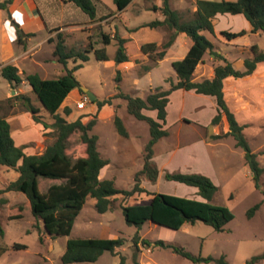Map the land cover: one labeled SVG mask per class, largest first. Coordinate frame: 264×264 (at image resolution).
<instances>
[{"label":"rangeland","instance_id":"374dc122","mask_svg":"<svg viewBox=\"0 0 264 264\" xmlns=\"http://www.w3.org/2000/svg\"><path fill=\"white\" fill-rule=\"evenodd\" d=\"M101 1L111 8H116L113 0ZM165 1L136 0L134 6L124 14L121 20L107 23L105 30L102 25L92 30L86 27L83 36L77 35L70 39L69 49L81 52L89 49L90 45L96 48L98 42L103 44L104 33L113 36L120 34L122 29L127 35L126 26L135 27L134 31L128 30L134 40L127 42L128 55L136 59L134 64L119 68L115 62L118 46L113 40L107 46L110 61H98L92 53L90 61L75 71L81 89L73 91L60 108V113L64 116L66 107L72 109L71 115L67 117L70 122L80 118L85 124L92 120L96 121L90 135L99 137V151L104 158L110 160V164L102 171L100 178L114 179L116 186L121 190L130 191L134 188L135 176L143 167L145 147L151 135L149 126L129 114L127 101L118 98L117 95L124 93L145 99L157 88L170 89L172 83L178 82L172 64L174 61L183 59L186 49L190 47L184 46L181 42L178 43V48L172 49L169 58L162 64L155 63L139 50L138 44L156 42L161 48L167 41L169 32L165 28L142 29L153 21L164 19L161 8ZM168 2L173 9L180 11L185 19L193 18L196 0H168ZM235 23V28L241 26L238 20ZM87 36L89 40L86 39ZM187 39V42L192 44V39ZM247 40L242 38L240 41ZM251 40L256 41L264 51V35L262 38L252 37ZM225 47L221 44L215 46V48L234 52V55L229 53L232 62L237 59H248L250 56V52L241 47H228V49ZM43 56L44 64L36 69L43 79H55L67 73L62 64L53 63L55 57L50 55L47 48ZM206 59L211 61L210 53L206 54ZM82 63L78 61V64ZM68 67L73 69L74 61L71 60ZM147 67L152 68L149 71H152L151 73L146 72ZM200 69L195 74V80L199 77ZM119 70L122 74L120 90L117 82ZM240 70H244V67H240ZM255 77L259 80L258 83L241 81L236 85L237 88L242 89L241 94L244 97L242 102L232 97L230 86L226 100L231 110L241 108L243 105V108L237 111L240 113L236 117L240 124L246 125V137L252 150L259 155V160L264 167V63L259 64ZM232 80L235 81V79ZM87 91L96 96L95 101H91ZM87 96L89 102L86 107L78 108V103L85 101ZM24 97L30 99V102L40 109L38 115L42 121L50 125L53 123L51 115L42 107L30 85L25 81L14 88L2 77L0 70V116L11 123L13 137L18 146L24 147L29 155H41L55 141L56 134L52 129H46L43 124L34 120L32 113L25 107ZM105 99H112V104L99 109L96 101ZM170 100L165 127L169 136L155 146L154 159L161 168L165 169H161L162 173H159L156 182H151L143 176L141 186L148 193H164L199 199L197 188L178 182H169L165 179V174L167 172L204 174L199 169L209 171L210 176H206L219 187L212 203L228 207L235 215V219L227 225L224 232H217L202 222L195 225L186 224L179 231L147 222L139 231V235L142 240L151 241L152 246L148 247L140 242L137 249L133 244V238L138 229L126 223L122 210L125 206L148 204L147 202L152 198L149 194L137 193L133 196L120 194L112 198L113 208L105 214L98 213L95 206L96 200L88 198L71 235L52 239L46 234L43 222L33 216L27 196L20 192H9L2 195L8 203L0 208V224L4 231V235L0 234V247L8 249L0 258V264H63L62 256L70 238H124L126 240L125 245L117 249L118 256L105 252L97 264H120V256L125 257V264H134L135 260H141L143 264H195L176 254L172 249L155 246L157 241L182 247L196 256L216 258L226 256L229 264H247L251 258L263 255L264 185L261 191L256 189L252 172L246 163L245 152L237 147L233 137L219 141L211 139L214 130L218 134L229 131L226 120L218 125L206 127L211 124L217 114L216 99L194 91L178 90L171 95ZM245 104L246 108H244ZM153 115L156 116L155 112H152ZM116 116L123 119L130 133L129 138L119 135L114 124ZM180 119H182L181 122ZM86 150L87 146L81 139V132H75L68 142V155L76 161L87 155ZM18 178V172L0 165V189H5L10 182ZM62 182V180L40 178V191L46 193L50 186ZM256 204H260V208L250 219L248 212ZM19 214L22 215L21 219L12 220V217ZM15 244L26 245L27 249H15L13 247ZM257 264H264V260Z\"/></svg>","mask_w":264,"mask_h":264},{"label":"trees","instance_id":"16d2710c","mask_svg":"<svg viewBox=\"0 0 264 264\" xmlns=\"http://www.w3.org/2000/svg\"><path fill=\"white\" fill-rule=\"evenodd\" d=\"M66 3L74 4L81 9L92 21H95L98 14L100 0H64ZM134 0H113L117 10L122 12ZM14 0H5L0 3V9L8 10ZM197 10L193 18L187 20L182 13L173 9L168 0L161 8L164 20H156L142 28L152 29L165 28L168 32V39L162 47L156 42H150L141 46V52L148 56L155 63L166 58L168 50L174 45L180 34H186L193 41V45L188 53L181 60L174 61L172 66L177 75L178 82L172 83L170 89L163 87L157 88L145 99L134 97L124 93H118V98L127 101L129 114L138 121L145 122L150 129V141L145 147L143 168L135 176V186L132 190H121L116 186L114 179H101L102 171L110 164V160L103 157L98 148L99 137L90 135L96 125L92 120L85 124L82 119L70 122L67 117L72 113L71 108H65L64 114L60 113V108L68 96L76 89H81V84L75 76V71L81 69L84 63L90 61V55L95 54L98 61H110L107 53V46L113 40L117 42L118 51L115 62L120 65L132 61L127 53V39L116 34L114 38L104 33V47L94 49L90 45L89 49L75 52L69 49L63 35H58L57 39H50L49 42L55 43L54 56L66 70V74L55 79H43L39 74L21 75L20 69L8 64L1 68L2 77L14 88L27 82L33 92L37 95L42 107L51 115L53 123L50 125L42 121L38 115L40 109L36 108L30 99L24 97L25 107L32 113L36 122L50 128L56 134L55 141L49 145L41 155H29L25 148L18 146L13 137L11 123L0 116V165L13 169L19 173V178L10 182L5 189H0V208L8 203L2 197L9 192H20L27 196L33 216L43 222L44 230L52 239L60 236H70L77 218L80 216L88 198L96 200V210L100 214L109 212L112 206V198L122 194L133 196L137 193H146L152 196L150 203L138 204L123 207V214L126 223L138 229L133 238V244L138 249L139 243L151 247L152 242L141 239L139 231L147 222L164 228L179 231L186 224L195 225L202 222L211 226L217 232H224L229 223L235 219L234 213L226 206L214 205V197L219 191V187L206 175L201 173H182L167 172L165 179L169 182H178L190 187L197 188V195L203 200L195 198L179 197L164 193H148L141 186V178L145 176L149 181L156 182L159 178V168L155 158V146L169 132L165 129L168 118V105L171 102V95L178 90L194 91L197 94L211 96L216 99L218 114L213 118L211 125H218L223 116L227 118L229 131L225 134L212 135L213 141H219L227 137H233L236 145L245 152L246 163L252 172V178L257 190H262L264 185V167L262 166L259 155L255 153L246 137V125L240 124L235 113L230 109L225 93V81L227 79H243L254 75L258 66L264 63V51L258 45L251 47L252 58L245 59L244 70H239L235 65L226 59L222 54L215 51L214 43L208 39L204 33L208 32L215 36V19L218 14H242L252 26L251 33L264 34V0H237V1H213L197 0ZM155 10L157 8L155 7ZM246 30L240 32L222 31L221 35L228 41L247 35ZM24 34L18 31V44L25 43ZM30 36V35H27ZM207 53L214 56L218 65L214 69L212 79L195 80V72L198 66L204 62ZM76 64L73 69H69L70 61ZM82 64H78V61ZM152 68L147 67L146 72ZM25 76V77H24ZM122 74L119 70L117 75L118 89ZM98 108L102 109L105 105H111L112 99L96 101ZM144 110L156 111L157 118L144 114ZM192 122V121H189ZM114 124L119 135L129 138L130 133L120 116H116ZM77 131L81 132V139L87 146V155L73 161L67 153L70 137ZM40 178L62 180L61 184H54L49 187L46 193H42L39 187ZM260 204L254 205L248 212L251 219L259 210ZM22 215L12 217V220L21 219ZM0 234L4 231L0 224ZM126 243L124 238H70L66 245V251L62 256L63 264H92L110 252L118 256L117 249ZM155 246H162L172 249L176 254L191 260L195 264H229L226 256L216 258L214 256H196L182 247L168 245L163 241H157ZM15 249H27L26 245L15 244ZM8 251L6 247H0V258ZM137 257V256H136ZM120 264H125V257L120 256ZM264 260V254L251 258L247 264H257ZM134 264H140L135 260Z\"/></svg>","mask_w":264,"mask_h":264},{"label":"crops","instance_id":"0c3cea01","mask_svg":"<svg viewBox=\"0 0 264 264\" xmlns=\"http://www.w3.org/2000/svg\"><path fill=\"white\" fill-rule=\"evenodd\" d=\"M3 1L5 0H0V3ZM213 1H222V0H213ZM228 1H237V0H228ZM135 2L136 0H134L127 7L126 10L119 12L117 10V7L111 8L103 4L104 2L101 1L98 7L97 18L95 19V21H92L81 9L76 7L74 4L66 3L64 0H14V2L9 6L8 10L0 9V14H1L0 70L5 65L13 64L20 69V74L22 76L28 75V74H34V73L38 74L36 69L39 66H42L45 62V58L43 55L45 53L46 48L47 50H49L50 55L54 56V47H55L56 42L50 43L49 42L50 39L56 40L58 35L61 34L63 35L66 41V45L68 46V48H70V45H69L70 39L77 35L83 36L86 32L85 31L86 27L92 30L95 27L102 25L104 26V30H105V27L108 25L107 23H110V22L115 23L116 21L121 20L124 14L134 6ZM196 10H197V7L195 5L193 8V14L194 12H196ZM17 11L22 13V16L16 17L14 14ZM102 18H105V19H102ZM237 20L238 22L241 23V26L238 28H235V25H236L235 21ZM214 23H215V36H213L212 34L208 32H205L204 35L208 39H210L214 43L215 46L216 45L218 46L219 44L225 45L226 46L225 49H228V47L238 46L250 52L249 58L253 57V54L251 52V47L253 45L259 46V44L256 41L251 40V38L252 37L262 38L264 34L251 33L252 26L249 23V21L245 18L244 15L242 14H239V15L218 14L216 16ZM145 28H148V27H145ZM125 29L127 31V35L123 33L122 29H120L119 35L122 38L127 39V42L128 40H134L133 35L128 30L131 29V31L132 30L134 31L135 27L126 26ZM225 30L230 31V32H240L242 30H246L248 34L243 37L237 38L233 41H228L221 35V32ZM18 31H22L24 34H26V36L24 37L25 43L23 45L18 44ZM27 35H30V36H27ZM114 36L115 35L111 37L114 38ZM187 38H190V37H188L186 34H180L177 37L174 45L168 50L166 58L160 61L159 63L162 64L163 61L167 60L169 58L171 50L172 49L175 50L176 48H178L179 46L178 43L180 42L183 43L184 46L186 47L190 46L189 47L190 49L191 46L193 45V42L192 44L188 43ZM242 38H246L248 40L240 41ZM86 39L89 40V36H87ZM97 45L98 46L94 49H100L104 47V44L99 43V42ZM142 45L143 44H138L139 50H141ZM189 49L188 48L186 49L187 51L186 54L188 53ZM260 49L263 51L261 47ZM215 51L218 52L219 54H222L226 59L232 62L229 58V56L231 55L229 53H233L234 55L235 54L234 52L228 51V50L227 52L223 48H215ZM130 58L132 61L125 62V63L118 65L119 68L134 64V61L136 59H133L131 56ZM244 61L245 59H237L233 61L232 63L235 65L237 69L240 70V67L242 66L244 67ZM53 63L58 64V59L56 57L53 59ZM216 65H218V61L215 60L213 55H211V61H207L206 56H205L204 62L201 63L196 69L195 74L199 71V68H201L199 77L196 79L198 81H201L204 79H212L214 77V69ZM258 69H259V66H258ZM151 72H148V73H151ZM255 74L252 76L243 78V79H239L240 81H237V80L234 81L232 79H227L225 81L226 95L227 93H229L228 87L230 86V92L233 94L232 97L239 99L242 102V98H244L242 97V94H241L242 89L237 88L236 85L241 83V81L250 82V83L254 81L255 83L256 82L258 83L259 80H257V77H255ZM260 83L262 82L260 81ZM246 106L247 105L245 104L244 108H246ZM242 108H243V105L241 106V108L240 107L237 109L232 108V110L236 114V116H238V113L240 112H237V111L241 110ZM152 112H155L156 116L155 115L152 116ZM144 114L151 116L153 118H157L156 111L144 110ZM217 114H218V108H217ZM182 119H180V122ZM225 120H226V123L228 124L227 118L223 116L222 121H225ZM210 126L211 124L206 127H210ZM227 132L228 131H226V133ZM213 134L218 135V133H216L215 130ZM158 168L160 170V174L162 173L161 169H165V168H161L159 164H158ZM199 171L204 173V175L210 176V172L205 169H199ZM198 200H203V198L200 197ZM150 201L151 199L147 203H150ZM98 262L92 263V264H97ZM138 262L140 264H143L141 260H139ZM149 264H152V263H149Z\"/></svg>","mask_w":264,"mask_h":264},{"label":"built area","instance_id":"2783aa9c","mask_svg":"<svg viewBox=\"0 0 264 264\" xmlns=\"http://www.w3.org/2000/svg\"><path fill=\"white\" fill-rule=\"evenodd\" d=\"M87 102H89V98H88V96H87V98H86L85 101H81V102L78 103V108H80V109L85 108L86 105H87Z\"/></svg>","mask_w":264,"mask_h":264},{"label":"water","instance_id":"95a60500","mask_svg":"<svg viewBox=\"0 0 264 264\" xmlns=\"http://www.w3.org/2000/svg\"><path fill=\"white\" fill-rule=\"evenodd\" d=\"M87 93H88V95H89V97H90L92 102L96 100V96L92 92L87 91Z\"/></svg>","mask_w":264,"mask_h":264},{"label":"clouds","instance_id":"9594fccd","mask_svg":"<svg viewBox=\"0 0 264 264\" xmlns=\"http://www.w3.org/2000/svg\"><path fill=\"white\" fill-rule=\"evenodd\" d=\"M14 15H15L16 17H20V16H22V13H20L19 11H17Z\"/></svg>","mask_w":264,"mask_h":264}]
</instances>
